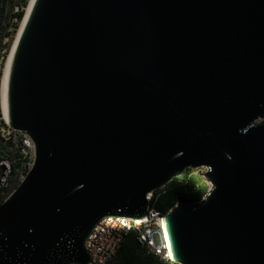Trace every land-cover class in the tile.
Listing matches in <instances>:
<instances>
[{"label":"water","instance_id":"water-1","mask_svg":"<svg viewBox=\"0 0 264 264\" xmlns=\"http://www.w3.org/2000/svg\"><path fill=\"white\" fill-rule=\"evenodd\" d=\"M10 125L36 163L0 206V264H89L106 215L208 167L165 215L179 264H264V0H36Z\"/></svg>","mask_w":264,"mask_h":264},{"label":"built area","instance_id":"built-area-1","mask_svg":"<svg viewBox=\"0 0 264 264\" xmlns=\"http://www.w3.org/2000/svg\"><path fill=\"white\" fill-rule=\"evenodd\" d=\"M29 2L0 0V206L19 189L37 159L35 140L27 130L10 125L1 105L2 78ZM153 191L146 195L149 205L145 216L134 219L122 215H106L96 223L85 241V249L91 261L89 264H116L122 243L131 232L136 233L139 243L149 253L164 261L175 262L164 219L172 208L167 213L159 210L153 202Z\"/></svg>","mask_w":264,"mask_h":264},{"label":"trees","instance_id":"trees-1","mask_svg":"<svg viewBox=\"0 0 264 264\" xmlns=\"http://www.w3.org/2000/svg\"><path fill=\"white\" fill-rule=\"evenodd\" d=\"M209 189V184L203 176V172L197 168H187L185 172L172 178L163 186L155 189L153 202L159 210L167 213L179 200L194 201L202 199ZM179 264L167 262L160 257L149 253L139 243L135 232L128 234L119 252V260L116 264Z\"/></svg>","mask_w":264,"mask_h":264},{"label":"bare ground","instance_id":"bare-ground-1","mask_svg":"<svg viewBox=\"0 0 264 264\" xmlns=\"http://www.w3.org/2000/svg\"><path fill=\"white\" fill-rule=\"evenodd\" d=\"M36 3V0H30L27 9H26V14L24 16V19L19 27L17 36H16V41L14 43V47L12 50V53L10 55L9 61L7 63L6 69H5V73L3 75L2 78V83H1V105H2V111L4 113V115L9 118V106H8V87H9V78H10V71H11V66H12V62L14 59V55L20 40V37L25 29V26L27 24V21L30 17V14L33 10V7Z\"/></svg>","mask_w":264,"mask_h":264},{"label":"rangeland","instance_id":"rangeland-1","mask_svg":"<svg viewBox=\"0 0 264 264\" xmlns=\"http://www.w3.org/2000/svg\"><path fill=\"white\" fill-rule=\"evenodd\" d=\"M199 171L201 172H205L206 171V167H200V168H197ZM209 184V187L212 186V183L211 182H208ZM153 264H156V261L153 262Z\"/></svg>","mask_w":264,"mask_h":264}]
</instances>
